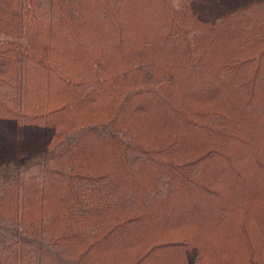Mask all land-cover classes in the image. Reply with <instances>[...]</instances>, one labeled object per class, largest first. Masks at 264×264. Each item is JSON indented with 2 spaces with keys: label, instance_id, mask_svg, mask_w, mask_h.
<instances>
[{
  "label": "trees",
  "instance_id": "1",
  "mask_svg": "<svg viewBox=\"0 0 264 264\" xmlns=\"http://www.w3.org/2000/svg\"><path fill=\"white\" fill-rule=\"evenodd\" d=\"M0 264H264V0H0Z\"/></svg>",
  "mask_w": 264,
  "mask_h": 264
}]
</instances>
